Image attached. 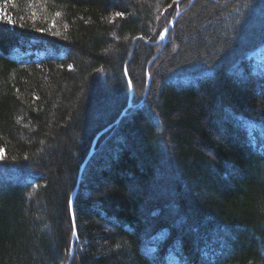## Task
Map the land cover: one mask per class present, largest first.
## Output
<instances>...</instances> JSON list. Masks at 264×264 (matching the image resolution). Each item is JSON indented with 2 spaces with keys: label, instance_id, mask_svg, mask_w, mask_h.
I'll return each mask as SVG.
<instances>
[{
  "label": "trees",
  "instance_id": "1",
  "mask_svg": "<svg viewBox=\"0 0 264 264\" xmlns=\"http://www.w3.org/2000/svg\"><path fill=\"white\" fill-rule=\"evenodd\" d=\"M263 44L264 0H0V264H264Z\"/></svg>",
  "mask_w": 264,
  "mask_h": 264
},
{
  "label": "water",
  "instance_id": "2",
  "mask_svg": "<svg viewBox=\"0 0 264 264\" xmlns=\"http://www.w3.org/2000/svg\"><path fill=\"white\" fill-rule=\"evenodd\" d=\"M191 1H192V0H191ZM178 14H179V12L176 14L175 18L177 17ZM175 18H174V19L168 24V27H167L166 29L163 30V32H162V33L160 34V36L158 37L157 41L162 40V39L166 36V34H167V30H168V28H170V27L173 25V22H174ZM123 114H124V112H121L120 116L123 115ZM120 116H119V117H120ZM118 119H119V118H118ZM118 119H117V120H118ZM87 159H88V156L85 158V160L83 161V164L81 165V168H80V170H79V177H80V175H81V171H82V169H83V167H84V165H85ZM79 177H78V181H79ZM75 190H76V188H75ZM74 194H75V191H74V193L72 194V196H71V198H70V201H69L70 215H71V220H72V224H73V225H74V219H73L72 205H73ZM72 255H73V248H72V246H71L70 251H69V258H68L67 264L70 262Z\"/></svg>",
  "mask_w": 264,
  "mask_h": 264
},
{
  "label": "rangeland",
  "instance_id": "3",
  "mask_svg": "<svg viewBox=\"0 0 264 264\" xmlns=\"http://www.w3.org/2000/svg\"><path fill=\"white\" fill-rule=\"evenodd\" d=\"M165 39V37L163 38V40ZM253 58L256 60V61H261V60H264V44L256 49L252 54ZM123 112V111H122ZM125 113V112H124ZM120 118V117H119ZM119 120V119H118ZM117 120V121H118ZM116 121V122H117Z\"/></svg>",
  "mask_w": 264,
  "mask_h": 264
},
{
  "label": "snow or ice",
  "instance_id": "4",
  "mask_svg": "<svg viewBox=\"0 0 264 264\" xmlns=\"http://www.w3.org/2000/svg\"><path fill=\"white\" fill-rule=\"evenodd\" d=\"M118 15H122V14H118ZM129 83H131V82H129Z\"/></svg>",
  "mask_w": 264,
  "mask_h": 264
},
{
  "label": "bare ground",
  "instance_id": "5",
  "mask_svg": "<svg viewBox=\"0 0 264 264\" xmlns=\"http://www.w3.org/2000/svg\"><path fill=\"white\" fill-rule=\"evenodd\" d=\"M124 112V111H123ZM73 242V241H72ZM72 244V243H71Z\"/></svg>",
  "mask_w": 264,
  "mask_h": 264
}]
</instances>
